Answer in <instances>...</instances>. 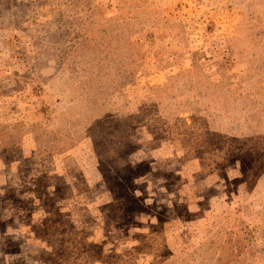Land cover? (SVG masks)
I'll return each instance as SVG.
<instances>
[{
	"label": "rangeland",
	"instance_id": "obj_1",
	"mask_svg": "<svg viewBox=\"0 0 264 264\" xmlns=\"http://www.w3.org/2000/svg\"><path fill=\"white\" fill-rule=\"evenodd\" d=\"M0 264H264V0H0Z\"/></svg>",
	"mask_w": 264,
	"mask_h": 264
}]
</instances>
